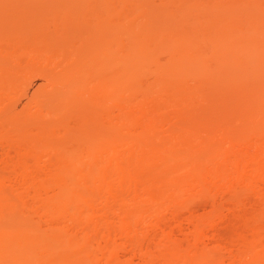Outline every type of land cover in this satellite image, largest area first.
Returning <instances> with one entry per match:
<instances>
[{
	"label": "bare ground",
	"instance_id": "1",
	"mask_svg": "<svg viewBox=\"0 0 264 264\" xmlns=\"http://www.w3.org/2000/svg\"><path fill=\"white\" fill-rule=\"evenodd\" d=\"M0 264H264V0H0Z\"/></svg>",
	"mask_w": 264,
	"mask_h": 264
},
{
	"label": "rangeland",
	"instance_id": "2",
	"mask_svg": "<svg viewBox=\"0 0 264 264\" xmlns=\"http://www.w3.org/2000/svg\"><path fill=\"white\" fill-rule=\"evenodd\" d=\"M250 13H252L251 10L250 11H245L243 14L249 15ZM220 20L221 21H224V19H220ZM38 83L39 84H42L43 83V79H41L39 77H36V78H34V79L31 80V83L27 87L28 96L30 95V93H32L35 90V88H38V87H36V86H38ZM24 100H26V99L22 97L21 98L22 103H23Z\"/></svg>",
	"mask_w": 264,
	"mask_h": 264
}]
</instances>
